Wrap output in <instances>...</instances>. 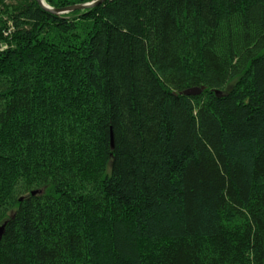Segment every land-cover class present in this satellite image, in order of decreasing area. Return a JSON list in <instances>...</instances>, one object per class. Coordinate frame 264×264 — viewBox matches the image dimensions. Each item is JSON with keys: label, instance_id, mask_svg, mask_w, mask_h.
Here are the masks:
<instances>
[{"label": "trees", "instance_id": "16d2710c", "mask_svg": "<svg viewBox=\"0 0 264 264\" xmlns=\"http://www.w3.org/2000/svg\"><path fill=\"white\" fill-rule=\"evenodd\" d=\"M0 264H264V0H0Z\"/></svg>", "mask_w": 264, "mask_h": 264}, {"label": "water", "instance_id": "95a60500", "mask_svg": "<svg viewBox=\"0 0 264 264\" xmlns=\"http://www.w3.org/2000/svg\"><path fill=\"white\" fill-rule=\"evenodd\" d=\"M38 3L43 6L44 8H46L47 10L54 12V13H63V12H67L73 9H82L85 7H89V6H93L96 5L100 2H102L103 0H89V1H85V2H80V3H74V4H69V5H65V6H61V7H52L49 4H47L44 0H37ZM204 86H190V87H186L182 90V92L184 94H198L202 88ZM111 137V145H112V136L110 134ZM34 192V191H32Z\"/></svg>", "mask_w": 264, "mask_h": 264}]
</instances>
